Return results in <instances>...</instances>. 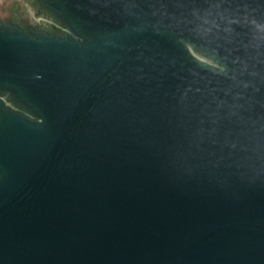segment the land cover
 <instances>
[{"label":"water","instance_id":"water-1","mask_svg":"<svg viewBox=\"0 0 264 264\" xmlns=\"http://www.w3.org/2000/svg\"><path fill=\"white\" fill-rule=\"evenodd\" d=\"M0 264H264V0H0Z\"/></svg>","mask_w":264,"mask_h":264}]
</instances>
